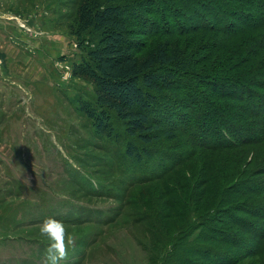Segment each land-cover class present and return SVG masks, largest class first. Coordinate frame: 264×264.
<instances>
[{
  "label": "rangeland",
  "instance_id": "374dc122",
  "mask_svg": "<svg viewBox=\"0 0 264 264\" xmlns=\"http://www.w3.org/2000/svg\"><path fill=\"white\" fill-rule=\"evenodd\" d=\"M82 1L0 0V25L5 17V29L12 24L10 34L25 47L14 45L19 50L9 51L8 59L13 58L12 64L25 52L32 62L24 56L21 65L26 59L22 66L31 67V78H38L33 80L38 92L22 97L17 77L10 74L16 69H6L0 58V264H47L46 242L39 233L46 217L62 221L72 240L60 264H161L153 261L168 240L166 249L174 245L178 258L199 245L227 253L240 249L218 240L236 237L241 231L224 212L248 219L263 230L264 219L235 209L243 202H238L234 190L239 187L244 193L242 185L247 180L248 185L262 181L264 187V143L247 146L248 152L228 153L223 148L219 153L193 145L186 133L200 121L209 124L208 119L218 121L223 115L227 122L240 123V116L247 113L242 100L209 94L219 89L214 92L209 84L216 74L213 69L231 57L224 51L230 37L208 4L226 0L113 2L126 9L128 39L138 57L157 44H166L179 48L187 63L186 70L176 66L159 69L175 77L170 90L155 94L149 114L157 139L147 146L129 136L113 112L111 136L96 132L83 113L84 105L94 106L95 87L73 75V63L83 59L85 46L93 48L100 36L91 31L80 37L75 34L76 11ZM108 1L98 0L102 5ZM248 2H237V12L250 16L253 23L255 19L262 28L261 2ZM205 22L213 29H205ZM263 30L256 34L261 45ZM81 39L85 42L80 47ZM47 46L57 56L47 60L50 66L43 67V74L39 55L44 56ZM241 67L245 68L237 66L235 72L224 75L237 79ZM46 74L51 81L48 88L42 84ZM260 76L263 80L264 73ZM243 121L250 123V117ZM130 145L139 153L147 152L142 160L127 154ZM260 193L242 195L246 196L242 201H261L264 209V194ZM247 235L240 238L250 241ZM178 258H172V263ZM189 259L193 264H209L192 254ZM237 264L260 263L252 257Z\"/></svg>",
  "mask_w": 264,
  "mask_h": 264
},
{
  "label": "trees",
  "instance_id": "16d2710c",
  "mask_svg": "<svg viewBox=\"0 0 264 264\" xmlns=\"http://www.w3.org/2000/svg\"><path fill=\"white\" fill-rule=\"evenodd\" d=\"M114 1L109 0L108 4L102 5L98 0H83L78 5L75 34L80 37L83 33L91 31L100 36V41L93 48L85 46L86 56L79 62L73 63L72 73L74 76L88 80L95 87L94 106L86 104L82 110L93 122L96 132L107 136L113 134V129L109 125L110 113L113 112L124 124L127 134L147 146L157 139L152 133L156 127L151 125L149 114L155 103V94H160L163 89L170 90L173 85L172 79L175 77L173 72H161L159 69L164 67L171 69L172 66H176L186 70L187 63L182 56L184 53L180 52L179 48L171 49L166 44H157L144 56L138 57L128 39L130 31L126 9L113 3ZM229 1L231 4H226ZM239 1L241 0H226L219 4L212 2L208 4L212 7L210 12L218 13L216 22L223 24L221 27L224 33L230 37L229 42L226 40L224 51L231 57V60L221 63L218 69H213L216 74L215 77H211L212 81L209 84L214 87L212 88L214 92L217 90L216 87L219 89L216 93L209 90V94L217 98L242 100L244 103L241 104L246 106L247 113L243 117L240 116V123L227 122L223 115L218 121L211 122L208 119L209 124L200 121L196 128L192 126L186 132L193 145H202L219 153L223 148L228 153H237L240 150L248 152L247 146L264 143V79H258L264 73V53H262L264 45L257 43L259 38L256 37V34L264 29V25L262 24L263 27L260 28L261 25L255 24V19L253 23L250 16L237 12L236 4ZM245 1H250L248 3L253 5L255 0ZM257 1L261 2L260 7L264 9V0ZM261 14L264 16V12ZM204 24L205 29H213L208 23ZM84 42L82 39L79 41L80 47ZM221 43L223 44L222 41ZM258 47L263 48L256 51ZM241 65L245 68L241 67L243 71L239 73L237 79L229 77L231 75L228 74L224 75L235 72L234 68ZM246 91L249 93L245 95ZM249 117L250 123L249 121L244 123L243 119ZM209 138L213 140L208 141ZM146 153V151L137 152V148L132 145L127 148V154L139 161L142 160L141 155L144 156ZM227 164L233 165V162L227 159ZM248 182L243 185L241 183L242 187H245L244 193L239 187L234 188V193L240 197L238 202H243L236 205L235 209L247 216L264 219L261 201L258 203H250L247 199L242 201L247 195H259L258 192L261 190L263 193L260 194H264L262 181H251L252 184L259 183L257 185L261 184V186H251V182L250 185ZM224 213L229 221L240 228L241 234L236 237L227 236L226 239L219 237L218 240L234 248L238 246L241 250L227 253L199 245L194 250L189 248V252H183L178 258L174 245L166 249L170 242L168 240L169 242H163L161 248L165 249H161V254L156 256V260L152 259L153 262L163 261L161 264H173V259L178 258V262L174 264H193L189 259L192 254L209 264H237L252 257L258 258L259 263L264 264V228L262 230L260 226L253 225L252 221L238 217L232 212ZM224 221L230 224L229 221ZM246 234L251 236L250 241L248 238H240V235L246 236Z\"/></svg>",
  "mask_w": 264,
  "mask_h": 264
},
{
  "label": "crops",
  "instance_id": "0c3cea01",
  "mask_svg": "<svg viewBox=\"0 0 264 264\" xmlns=\"http://www.w3.org/2000/svg\"><path fill=\"white\" fill-rule=\"evenodd\" d=\"M1 16H4V14H2ZM1 19L3 21H5L4 23L8 24L5 20V17H1ZM4 23L2 25H0V55H1L0 58L3 59V62H5L6 69H9V68L16 69L15 71L14 70L12 71L10 69L9 70H10V74H12V76L17 77V79L15 81L17 83H20L21 91H19V93L21 94V96L24 97L23 95L27 94V92L35 95L38 92V87L35 86V88H33V80L37 81L38 78L37 77L31 78V75H32V74H30L31 73V67H23L22 66L25 64L26 59H25V61H23L22 65H21V60L24 59V56L26 58H28V60L30 62H32V60L29 59V55H27L24 52V53L20 54L21 58L16 56V58H14L16 61L12 60L13 65L10 63L11 62L10 60L13 58L10 57V60L8 59L9 51L12 52L15 50L14 51V54H15L16 50H19V48L14 47V45H17L19 47H24V45H22L23 41H21L20 38L13 37L15 34H10L11 29H12L11 28L12 24H9L7 26V29H5L6 27H5ZM6 30H9V32H6ZM11 42L13 43V45ZM47 44H49V43H46V45ZM56 56H57V51L53 50L52 48H49L48 46L45 49L44 56L39 55V58H41L43 60V62L41 63L42 64L41 65L42 73H43V67L44 66H50L47 63V60H52V59L56 58ZM18 59H20V63L17 61ZM46 71H47V69H46ZM43 74H45V72ZM36 75H37L36 73H33V77ZM42 84L45 85V86H43L45 88H48L51 85V81L48 80L47 74L44 76V80H43Z\"/></svg>",
  "mask_w": 264,
  "mask_h": 264
},
{
  "label": "clouds",
  "instance_id": "9594fccd",
  "mask_svg": "<svg viewBox=\"0 0 264 264\" xmlns=\"http://www.w3.org/2000/svg\"><path fill=\"white\" fill-rule=\"evenodd\" d=\"M39 233L46 242L44 256L47 264H60L67 255V244L72 242L66 225L54 217H46L39 225Z\"/></svg>",
  "mask_w": 264,
  "mask_h": 264
},
{
  "label": "built area",
  "instance_id": "2783aa9c",
  "mask_svg": "<svg viewBox=\"0 0 264 264\" xmlns=\"http://www.w3.org/2000/svg\"><path fill=\"white\" fill-rule=\"evenodd\" d=\"M20 27H21V26H20ZM74 47H75V48L77 47V44H76V43L74 44ZM64 67L66 68V70H68V67H69V66L65 63V64H64ZM61 68H63V65H61Z\"/></svg>",
  "mask_w": 264,
  "mask_h": 264
}]
</instances>
